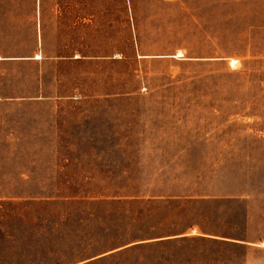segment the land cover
<instances>
[{
  "label": "rangeland",
  "instance_id": "rangeland-1",
  "mask_svg": "<svg viewBox=\"0 0 264 264\" xmlns=\"http://www.w3.org/2000/svg\"><path fill=\"white\" fill-rule=\"evenodd\" d=\"M38 1L0 0L4 16ZM98 2L115 52L52 64L73 97L57 134L0 104V264H264V0ZM15 66L0 91L22 88ZM191 224L222 238L130 243Z\"/></svg>",
  "mask_w": 264,
  "mask_h": 264
},
{
  "label": "crops",
  "instance_id": "crops-1",
  "mask_svg": "<svg viewBox=\"0 0 264 264\" xmlns=\"http://www.w3.org/2000/svg\"><path fill=\"white\" fill-rule=\"evenodd\" d=\"M98 3V0H57L56 2L43 0L33 4V15L4 16L3 2H0V65L30 68L27 70V74L23 75L24 84L22 88L18 82L19 78L6 81L9 82L10 90L6 92L7 87L4 92L0 91V104L19 107L32 106L29 110L33 112L34 110H41L48 115L45 120H40V117L30 120L31 125L28 129L34 132L31 135H56L58 129L55 125V115L59 112V103L73 98L62 96L60 86L57 87L55 83H52L54 80H51L52 64L61 65L66 62L77 64L84 62V60H97L99 58L97 53L84 55L82 52H115L114 44H112L114 39H112L111 44L109 38L105 42H101L100 30L102 28L104 32V29L103 25L100 26ZM110 23L112 29H109L110 26L108 27L109 24H107L105 31L112 38L115 30L113 18H110ZM116 47L118 48V45ZM7 52L28 53L12 54ZM122 52H126V44H123ZM38 55L40 58L37 57ZM39 128L43 132L41 134L35 133V130ZM52 131L55 132L52 133ZM177 197L180 196L167 192L166 194L129 195L126 196V200L140 198L161 200L176 199ZM184 197L196 199L206 198L207 195L186 194ZM199 229L198 225L191 224L181 231H170L166 234L146 237L134 242H171L172 239L192 236L193 232L198 233L195 236L201 239L222 238L208 231H198Z\"/></svg>",
  "mask_w": 264,
  "mask_h": 264
},
{
  "label": "trees",
  "instance_id": "trees-1",
  "mask_svg": "<svg viewBox=\"0 0 264 264\" xmlns=\"http://www.w3.org/2000/svg\"><path fill=\"white\" fill-rule=\"evenodd\" d=\"M194 225H196V224H194ZM138 239H136V240H133L132 242H134V241H137Z\"/></svg>",
  "mask_w": 264,
  "mask_h": 264
}]
</instances>
